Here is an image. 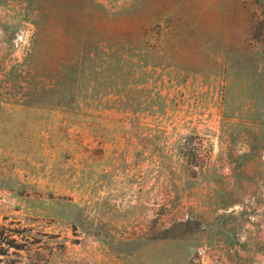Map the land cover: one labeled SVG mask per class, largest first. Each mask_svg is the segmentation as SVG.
Segmentation results:
<instances>
[{
	"label": "rangeland",
	"instance_id": "rangeland-1",
	"mask_svg": "<svg viewBox=\"0 0 264 264\" xmlns=\"http://www.w3.org/2000/svg\"><path fill=\"white\" fill-rule=\"evenodd\" d=\"M261 18L0 0V264H264Z\"/></svg>",
	"mask_w": 264,
	"mask_h": 264
},
{
	"label": "trees",
	"instance_id": "trees-1",
	"mask_svg": "<svg viewBox=\"0 0 264 264\" xmlns=\"http://www.w3.org/2000/svg\"><path fill=\"white\" fill-rule=\"evenodd\" d=\"M252 33L255 38L264 41V18L257 20ZM195 150L196 147H191L192 158L195 157L193 153ZM188 158L189 160H193L190 159V156H188ZM18 233V230H15L6 224L0 225V256L7 255L9 253V248H15L17 251H27L23 244L18 243V239L16 238ZM189 264H196L195 260H191Z\"/></svg>",
	"mask_w": 264,
	"mask_h": 264
}]
</instances>
